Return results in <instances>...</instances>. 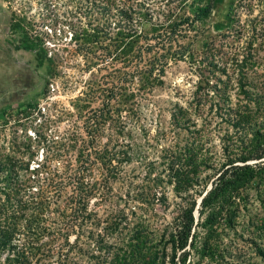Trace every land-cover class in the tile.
I'll return each instance as SVG.
<instances>
[{"label": "rangeland", "instance_id": "1", "mask_svg": "<svg viewBox=\"0 0 264 264\" xmlns=\"http://www.w3.org/2000/svg\"><path fill=\"white\" fill-rule=\"evenodd\" d=\"M191 1L0 0V79L16 75L18 70L28 75L27 90L11 83L0 87V162L13 166L18 175H27L41 164L46 170H72L83 140L89 139L83 144L91 157L104 144L113 146L116 123L110 118L105 125L95 120L111 88L112 57L102 54L100 48L88 54L91 58L85 56L79 49L78 32L90 23L108 33V42L117 29L118 8L142 7L153 20L162 22L169 15L191 14ZM193 1L208 7L188 36H179L180 41L192 40L194 56L169 62L164 83L138 97L139 113L127 122L129 133L125 134L132 144L131 161L107 183L102 182L98 163H90L86 179H94L98 185L89 202L94 215L81 226L70 216L76 230L69 231V244L76 238L77 244L66 257L74 264H108L105 248L96 244L100 237L115 250L127 245L128 231L137 222L146 226L148 237L161 248L184 203L165 181V150L185 141L200 147V155L212 165L201 172L202 177H210L209 187L214 169L227 154L237 153L241 139L249 136L232 125L230 107L248 105L257 110L256 119H264V0ZM30 43L37 45L26 47ZM241 88L249 90L252 98H246ZM177 106L188 110L183 119L190 118L187 125L192 132L183 119H173ZM159 174L162 182L155 184ZM73 186L68 182L55 193L50 190L57 202L51 205L46 222L59 231L49 232L45 238L56 236L45 246L52 261L59 259L60 247L61 259L69 249L61 235L66 234L62 210L56 207H67L69 213ZM162 193L165 204L159 200ZM194 197L199 202L200 196ZM240 197L234 228L220 230L221 257L217 259L220 264H264L257 252V248L264 251V178L251 182ZM194 214L197 219V210ZM114 222L120 226L105 234ZM196 229L200 242L204 232L200 226ZM166 249L170 250L169 244ZM198 257L193 254V259Z\"/></svg>", "mask_w": 264, "mask_h": 264}, {"label": "trees", "instance_id": "2", "mask_svg": "<svg viewBox=\"0 0 264 264\" xmlns=\"http://www.w3.org/2000/svg\"><path fill=\"white\" fill-rule=\"evenodd\" d=\"M189 6L191 14L182 12L174 17L169 15L162 22L153 20L150 11L142 7L118 8L117 29L108 42H105L108 40L105 37L108 33H104L96 25L89 23L78 32L77 37L81 40L79 49L85 56L91 58L88 54L100 48L102 54L112 57L113 69L109 73L108 86L111 88L108 89L107 98L102 101L95 120L105 125L107 118L113 119L111 121L116 123L118 135L113 146L104 144L94 152V157H91L90 152L85 153L83 143H89V139L83 140L77 149V166L72 170L59 171L55 167L46 170L42 169L41 164L29 170L27 175H18L13 166L0 162V263H75L72 259L68 261L66 257L77 244V238L69 244V231L76 230L70 216H74V222L81 226L94 215L93 209H89V202L98 185L94 179H86L87 172H91L90 163H98L103 173L102 182L107 183L117 176L123 165L131 161L132 144L126 140L125 134L129 133L127 122L134 120L139 113L138 97L164 83L163 76L169 62L194 56L192 40L180 41L179 36H188V30L194 29L195 22L206 16L208 7L195 4L193 0ZM36 45L30 43L26 47ZM41 52L46 57L45 50L42 49ZM117 63L120 65L116 67ZM241 92L246 98H252L249 90L241 88ZM256 113L257 110L248 105L230 107L228 114L232 125L243 129L244 134L248 132L249 136L241 139L237 153L227 154L219 167L214 169L215 178L211 180L209 187L207 181L210 177H202L201 172L212 165L200 155V147L195 146L192 141H185L182 146L165 150L164 157L168 158L165 181L173 185L175 194L184 202L173 219L167 240L158 248L148 237L146 226L137 222L128 231L127 245L123 244L115 250L111 251L114 246L111 242H103L104 237H100L96 244L99 249L105 248L104 260L108 264H220L217 259V256L221 257L217 241L220 230L234 228L241 201L240 192L255 179L264 178V119H256ZM185 114H189L188 110L177 106L172 117L179 122ZM189 121V117L183 119L187 131H190L187 125ZM71 146L75 147L76 143ZM24 166L28 169L27 163ZM154 181L155 184L161 183V175H157ZM68 182L74 185L70 211L66 213L67 207L60 205L56 209L62 210L65 221L62 230L66 234L61 235H65L64 245H69V249L65 252V258L61 259L59 250L63 246L60 247L57 252L59 259L52 261L45 253V246L56 236L47 238V241L45 238L49 232L53 235L59 231L46 222L51 205L57 202L50 190L54 189L55 193ZM194 194L200 196L199 202ZM159 200L166 203L164 193ZM195 210L198 212L197 219ZM118 226L120 223L117 222L107 226L105 234H111ZM197 226L204 232L200 242ZM168 244L169 251L166 249ZM257 252L264 258L261 248H257ZM195 253L198 254V259H193ZM204 259L207 260L206 263L202 262Z\"/></svg>", "mask_w": 264, "mask_h": 264}, {"label": "flooded vegetation", "instance_id": "3", "mask_svg": "<svg viewBox=\"0 0 264 264\" xmlns=\"http://www.w3.org/2000/svg\"><path fill=\"white\" fill-rule=\"evenodd\" d=\"M4 57H8L7 51H4ZM16 75H10L11 77H6L5 75L1 77L0 79V87H8L9 83H11L12 87H16V88H21L24 90L28 89V75H26L27 73L23 70V72L21 73V71L18 70L15 71ZM5 89V88H4Z\"/></svg>", "mask_w": 264, "mask_h": 264}, {"label": "water", "instance_id": "4", "mask_svg": "<svg viewBox=\"0 0 264 264\" xmlns=\"http://www.w3.org/2000/svg\"><path fill=\"white\" fill-rule=\"evenodd\" d=\"M200 201V200H199Z\"/></svg>", "mask_w": 264, "mask_h": 264}]
</instances>
